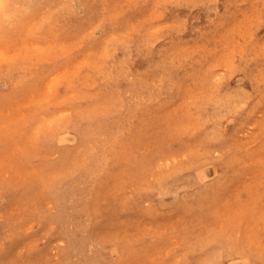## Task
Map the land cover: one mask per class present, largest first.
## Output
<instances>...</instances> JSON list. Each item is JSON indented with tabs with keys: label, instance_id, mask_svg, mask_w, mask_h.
Wrapping results in <instances>:
<instances>
[{
	"label": "rangeland",
	"instance_id": "374dc122",
	"mask_svg": "<svg viewBox=\"0 0 264 264\" xmlns=\"http://www.w3.org/2000/svg\"><path fill=\"white\" fill-rule=\"evenodd\" d=\"M183 1L106 0L123 44L146 33L168 51L128 72L140 96L99 88L100 64L52 40L43 58L61 62L56 78L1 105L0 182L31 190L0 198V264H264V0H205L181 17ZM24 46L9 59L40 53ZM69 100L102 124L60 143L77 146L70 164L38 142ZM108 118L130 129L108 135ZM225 242L254 260L229 258Z\"/></svg>",
	"mask_w": 264,
	"mask_h": 264
},
{
	"label": "bare ground",
	"instance_id": "6f19581e",
	"mask_svg": "<svg viewBox=\"0 0 264 264\" xmlns=\"http://www.w3.org/2000/svg\"><path fill=\"white\" fill-rule=\"evenodd\" d=\"M72 1L77 3L76 7ZM201 1L205 2V0L181 2L179 15L187 17L190 7L201 4ZM111 24L110 5L106 3V0H0V85L2 83L7 87L6 92L0 91V109L4 111L6 106L3 108L1 105L8 106L13 98L22 101L21 94L25 92L23 90L36 87V82L41 79L48 82L56 78L58 75L56 63L60 61L49 60L48 56L43 58L45 54H48L52 40L59 46L61 53H64L63 50L67 48L65 44L71 43L76 52L80 50L82 54L85 53L88 58H93L100 64L101 67L97 64L92 65L96 71H93L92 75L97 80L99 88L114 87L119 93L129 92L131 97L140 96L143 83L131 75L128 76V72H133V67L140 66L141 63L157 65L158 57L166 56L168 51L159 47L156 37H151L146 33H135L136 35L130 36L123 44L119 36L110 33ZM94 28H100L105 39L96 38L93 33ZM109 33L110 38L107 37ZM71 39L74 41H70ZM21 45H25L26 51L29 48L40 49V53L36 55L31 52L30 55L26 54L25 57L19 59H9L11 57L9 54ZM66 61L67 58H64L62 63ZM2 62L5 64L1 65ZM121 62L128 63L127 68H119L118 65ZM83 63H85L84 67L90 65L85 61ZM171 77L177 79L179 69L173 70ZM263 90L264 86L260 84L259 92L262 93ZM77 104L79 102L69 100L65 106V108L71 106L73 108L69 116H59L38 130V142L45 148H58L60 152L58 159L68 164L72 163V155L69 152L77 146L60 147V143L65 142L70 132L77 135L79 129L90 132L91 128H100L102 125L101 121L94 126L88 125V120L93 121L94 118H98L99 114L82 112L78 106H75ZM56 109L60 110L61 107H56ZM243 109L236 107L235 112L245 116ZM119 116L117 115V118H120ZM107 124L105 130L108 135L121 129H130L121 127L117 121L109 118ZM6 152L5 148L0 147V156ZM87 163L92 165L91 162ZM85 173L91 176L90 171ZM162 175L165 176V174ZM164 176H160L161 180H168V176ZM3 184L5 183L0 182V198L6 197L9 200L27 194L31 190L30 186H27L29 189L22 187L12 190ZM44 187L52 195L54 194L55 187H46V185ZM150 193L146 191L142 198L144 196L148 198ZM2 229L6 232H14L11 230L10 222L6 220H3ZM222 246L228 250L225 253L229 258L254 260L252 251L240 242L235 244L225 242ZM116 248L121 249V245L116 244Z\"/></svg>",
	"mask_w": 264,
	"mask_h": 264
}]
</instances>
